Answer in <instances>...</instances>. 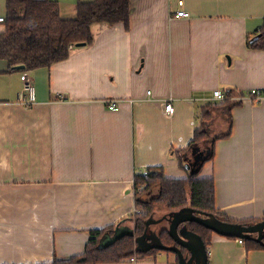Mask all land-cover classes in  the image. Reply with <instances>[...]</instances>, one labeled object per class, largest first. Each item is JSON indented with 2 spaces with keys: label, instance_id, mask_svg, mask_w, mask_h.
<instances>
[{
  "label": "crops",
  "instance_id": "1",
  "mask_svg": "<svg viewBox=\"0 0 264 264\" xmlns=\"http://www.w3.org/2000/svg\"><path fill=\"white\" fill-rule=\"evenodd\" d=\"M56 1L63 18H75L78 3L91 0ZM179 8L191 15L175 16ZM263 25L264 0H132L127 23H94L92 44L33 70L32 107L18 102L22 70L0 59V264L81 256L91 230L135 215L138 169L159 165L167 177H186L174 151L194 138L202 107L220 103L216 89L240 104L230 115L215 110L205 145L229 135L215 140L199 176L214 178L217 207L230 219L262 220L264 99L237 92L264 89V43L248 44ZM106 98L133 101L112 110ZM154 220L150 242L159 235ZM239 238L213 232L208 264H264V248ZM136 256L98 264H178L168 249Z\"/></svg>",
  "mask_w": 264,
  "mask_h": 264
},
{
  "label": "trees",
  "instance_id": "2",
  "mask_svg": "<svg viewBox=\"0 0 264 264\" xmlns=\"http://www.w3.org/2000/svg\"><path fill=\"white\" fill-rule=\"evenodd\" d=\"M132 0H91L79 2L75 18H63L60 5L56 0H6V14L3 16L4 29L0 33V59L6 60L9 69L24 64L23 69H36L51 66L54 62L67 58L77 43L90 45L94 42L92 25L106 23L114 25L129 21ZM262 36L257 41L248 39L251 46L264 43ZM264 46V45H263ZM22 70V69H20ZM227 93H230L229 91ZM233 93V92H232ZM244 96L248 92H237ZM231 94V93H230ZM240 100L228 98L220 103L211 102L202 107L201 124L195 129L194 138L186 146L175 149L179 164L187 168L186 177H167L163 166L147 167L148 173H135V215L124 217L116 224L91 230L85 251L81 256L57 257L53 264H98L120 262L130 256L145 257L156 253L159 248L143 250L137 237L145 233L154 218L156 207L167 206L171 210L164 214L170 222L173 213L185 207H192L199 214H215L219 219L238 222L244 225L258 222L254 219L234 221L221 212L216 204V186L213 177H201L199 173L208 160L214 157L215 140L229 135V132L214 137L206 146L210 134L207 125L214 119L215 110L223 109L229 115ZM141 187V188H140ZM163 219V220H165ZM129 222V223H128ZM125 224L134 234H125L114 242L100 247L101 239L113 235L115 228ZM180 231H192L200 235L206 243L211 242L213 230L196 221L181 223ZM161 241L166 245H177L169 233V227L159 232ZM233 236V235H231ZM257 234L244 238L248 249L264 248V240H257Z\"/></svg>",
  "mask_w": 264,
  "mask_h": 264
},
{
  "label": "water",
  "instance_id": "3",
  "mask_svg": "<svg viewBox=\"0 0 264 264\" xmlns=\"http://www.w3.org/2000/svg\"><path fill=\"white\" fill-rule=\"evenodd\" d=\"M262 36V32L257 33L251 38V41H256ZM84 45V43H77ZM18 69H23L24 64L15 65ZM185 166L189 168V164ZM155 221V220H152ZM186 221H196L204 226L211 228L214 232L224 235H233L237 237H252L257 234V240L264 238V218L256 223L244 225L238 222H229L219 219L215 214L209 213L206 216L199 214L192 207H185L173 213L169 222V233L175 240L177 245L164 244L159 235H156L150 242L148 234L145 232L137 237L138 245L143 250L151 248L168 249L174 251L178 255V264H208V249L205 241L200 235L194 234L192 231H184L181 233L180 225ZM125 234H134V230L123 224L115 228L113 235H105L100 242V247H104Z\"/></svg>",
  "mask_w": 264,
  "mask_h": 264
},
{
  "label": "built area",
  "instance_id": "4",
  "mask_svg": "<svg viewBox=\"0 0 264 264\" xmlns=\"http://www.w3.org/2000/svg\"><path fill=\"white\" fill-rule=\"evenodd\" d=\"M179 5L184 4V0H178ZM191 12L185 8L177 9L175 16L177 17H189ZM3 16L0 17V21L3 20ZM22 78L24 81L23 89L18 97V102L25 107H32L36 103V86H35V75L33 69H22L21 71ZM148 94L151 93V90L147 91ZM231 94L227 92H223L220 89H216L213 92V98L223 101L228 98H231ZM243 97L249 98L254 102H261L264 99V89L253 88L248 91V94L244 96H240L238 98L243 99ZM62 99V98H61ZM123 100H131L126 98H106L104 99L105 105L112 110H118L121 107V103ZM164 110L167 114L172 115L175 112V101L173 97H167L163 100ZM138 173L147 174L148 169L142 168L137 170ZM141 188V187H140ZM136 213V210H134ZM240 242H244L243 238H239ZM133 261H136L137 256H132L130 258Z\"/></svg>",
  "mask_w": 264,
  "mask_h": 264
},
{
  "label": "rangeland",
  "instance_id": "5",
  "mask_svg": "<svg viewBox=\"0 0 264 264\" xmlns=\"http://www.w3.org/2000/svg\"><path fill=\"white\" fill-rule=\"evenodd\" d=\"M171 209L167 206H163V207H156V210H155V213H154V218L160 221H158L159 223H156V224H152V228L159 231L162 229V228H167L169 227V221H167L165 218H164V214H167V212H169ZM165 219V220H163ZM155 222V221H153Z\"/></svg>",
  "mask_w": 264,
  "mask_h": 264
}]
</instances>
